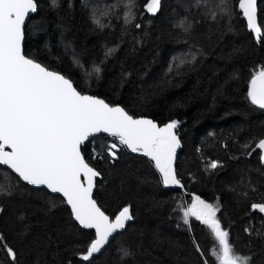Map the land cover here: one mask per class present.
Listing matches in <instances>:
<instances>
[{
  "label": "trees",
  "instance_id": "obj_1",
  "mask_svg": "<svg viewBox=\"0 0 264 264\" xmlns=\"http://www.w3.org/2000/svg\"><path fill=\"white\" fill-rule=\"evenodd\" d=\"M36 1L25 54L134 116L161 126L180 121L175 170L183 187L164 185L145 155L127 149L113 160L102 151L107 135L93 138L104 155L85 156L101 174L95 199L111 217L131 205L133 220L83 261L78 253L95 232L75 221L61 196L0 164V233L17 253L13 261L0 245V264H216L207 226L183 220L193 194L218 202L230 242L250 264H264V213L250 207L264 202V162L260 150L249 155L244 147L264 138V109L248 98L253 75L264 69V32L257 41L238 0H163L145 15L148 0H131L130 23V0ZM259 12L264 21V0ZM212 161L220 166L212 169Z\"/></svg>",
  "mask_w": 264,
  "mask_h": 264
},
{
  "label": "snow or ice",
  "instance_id": "obj_2",
  "mask_svg": "<svg viewBox=\"0 0 264 264\" xmlns=\"http://www.w3.org/2000/svg\"><path fill=\"white\" fill-rule=\"evenodd\" d=\"M160 3L161 0H149L145 8L155 14ZM238 8L246 18L247 28L259 41L264 21L258 22L257 0H238ZM131 9L130 0L125 23L136 19ZM36 10V0H0V164L9 166L28 184L46 186L66 198L79 224L95 231V238L78 253L83 261H89L114 233L126 227L133 215L131 205L112 217L98 206L93 189L100 173L86 162L82 146L94 135L107 133L116 139L102 148L111 159L118 158L121 146L142 152L154 161L164 185L182 188L174 167L176 150L180 147L175 129L180 121L172 120L161 127L151 119L134 118L119 104L112 106L97 96L78 91L71 79L25 55L22 46L25 20ZM212 18H216L215 13ZM93 22L101 29L107 27L99 18ZM179 26L184 27L183 23ZM94 71L99 75V67ZM248 98L264 109V69L253 75ZM244 147L251 148L249 155L260 150L264 162V138L254 147L251 144ZM92 158L103 156L93 150ZM218 166L219 161L210 164L212 169ZM250 207L264 213V202ZM219 211L218 202L214 205L193 194L191 204L183 207V220L188 224L189 217H194L207 226L214 241L210 251L216 264H250L251 257L241 255L230 242L228 230L217 217ZM0 245L15 261L17 253L4 243L2 233ZM196 247L199 250V245Z\"/></svg>",
  "mask_w": 264,
  "mask_h": 264
},
{
  "label": "water",
  "instance_id": "obj_3",
  "mask_svg": "<svg viewBox=\"0 0 264 264\" xmlns=\"http://www.w3.org/2000/svg\"><path fill=\"white\" fill-rule=\"evenodd\" d=\"M162 1L163 0H161V3H162ZM260 1L261 0H257V15H258V22H260V20H259V14H260V12H259V3H260ZM148 2H149V0H148ZM148 2H147V4H148ZM161 3H160V8H161ZM36 4H37V1H36ZM146 4V5H147ZM145 5V6H146ZM160 8H159V10H160ZM158 10V11H159ZM240 10V9H239ZM38 11H39V6H38V4H37V10L34 12V13H30L29 14V16L26 18V20H25V25H24V39H23V41H22V46H23V50H24V54H25V49H24V47H25V41H26V34H25V29H26V26H27V24H28V22H29V20L31 19V17L32 16H35V15H37V13H38ZM157 11V12H158ZM241 11V10H240ZM147 13H150V12H148L147 10H146V8H144V13H143V15H145V14H147ZM150 14H153V13H150ZM242 17H243V15H242ZM243 19L246 21V18L245 17H243ZM247 23V22H246ZM249 31L250 32H252L250 29H249ZM253 33V35H254V37H255V34H254V32H252ZM262 35H263V32H262ZM256 39V38H255ZM26 55V54H25ZM37 62V61H36ZM37 63H39V62H37ZM41 64V63H40ZM42 65V64H41ZM42 66H44V65H42ZM50 70V69H49ZM50 71H53V70H50ZM63 75V74H62ZM73 84H74V86H75V83L73 82ZM76 87V86H75ZM78 90V89H77ZM79 91V90H78ZM84 94H88V93H84ZM88 95H92V94H88ZM93 96H95V95H93ZM98 97V96H97ZM100 98V97H99ZM100 99H103V98H100ZM106 103H108V104H110L109 102H107L105 99H103ZM110 105H112V106H115V105H117V104H115V105H113V104H110ZM121 106V105H120ZM121 107H123V106H121ZM124 108V107H123ZM125 109V108H124ZM125 111H127L126 109H125ZM128 112V111H127ZM129 113V112H128ZM129 115H132V114H130L129 113ZM134 118H141V117H144V118H147V119H151V120H153V121H155L154 119H152V118H150V117H147V116H134V115H132ZM157 124H158V126H161L157 121H155ZM162 127V126H161ZM176 130V129H175ZM100 135H109V134H107V133H100V134H96V135H94L93 137H91L90 138V140L88 141V142H86L85 143V145L84 146H82V148L83 147H85L93 138H95L96 136H100ZM82 148H81V151H82ZM7 150V149H6ZM131 150V149H130ZM180 150V147L176 150V153L178 152ZM132 151V150H131ZM133 152V151H132ZM133 153H137V152H133ZM140 154H143V155H145L144 153H140ZM146 157H148L147 155H145ZM150 160H152L150 157H148ZM85 160H86V162L89 164V162L87 161V159L85 158ZM153 161V160H152ZM154 162V161H153ZM2 165V164H1ZM90 165V164H89ZM2 166H4V167H7V168H9L10 169V167L9 166H7V165H2ZM91 166V165H90ZM92 167V166H91ZM174 167H175V163H174ZM94 168V167H93ZM95 169V168H94ZM11 170V169H10ZM96 171H98L97 169H95ZM13 173H14V171L13 170H11ZM99 172V171H98ZM100 173V172H99ZM14 174H16V173H14ZM17 176H18V174H16ZM19 177V176H18ZM101 177V174H100V176L99 177H97L96 178V180H95V187H94V189H93V199H95V194H96V190H97V183H98V179ZM21 179V178H20ZM82 179H83V177H82ZM22 180V179H21ZM23 181V180H22ZM24 183H26V184H28L27 182H25V181H23ZM28 185H30V184H28ZM31 187H33V188H46L47 189V187L46 186H43V185H41V186H36V185H30ZM49 192H51V190H49V189H47ZM52 194H55V195H59V196H61L64 200H65V202H66V198L65 197H63V195L61 194V193H53V192H51ZM96 200V199H95ZM97 201V200H96ZM67 204V203H66ZM97 204H98V202H97ZM68 205V204H67ZM98 206H99V204H98ZM68 207L70 208V210H71V206L70 205H68ZM103 210V209H102ZM104 211V210H103ZM71 213H72V210H71ZM107 214V213H106ZM72 215H73V213H72ZM108 215V214H107ZM110 216V215H109ZM111 217V216H110ZM73 218L75 219V217H74V215H73ZM133 220V219H132ZM131 220V221H132ZM75 221L79 224V222L75 219ZM130 221H128L127 223H126V226H127V224L129 223ZM80 225V224H79ZM83 229H86V228H84L82 225H80ZM126 228V227H125ZM125 228L124 229H121V230H118L116 233H114L113 234V236H111L110 238H109V241L105 244V246L100 250V252H98V253H96V254H94V256L95 255H98V254H100L106 247H107V245L109 244V242L118 234V233H120V232H122V231H124L125 230ZM86 230H89V231H94V229H86ZM95 232V231H94ZM93 256V257H94ZM92 258V257H91Z\"/></svg>",
  "mask_w": 264,
  "mask_h": 264
},
{
  "label": "built area",
  "instance_id": "obj_4",
  "mask_svg": "<svg viewBox=\"0 0 264 264\" xmlns=\"http://www.w3.org/2000/svg\"><path fill=\"white\" fill-rule=\"evenodd\" d=\"M116 142V139L114 137H111L110 135H107V141L106 144H110V143H114ZM96 140L92 139L85 147L82 148V153L84 155V157L86 155H91L93 157V150H95L96 152L100 153L102 156H104L96 147ZM128 148L121 146L120 150L117 153V157H119V154L124 151L127 150ZM117 159V158H116Z\"/></svg>",
  "mask_w": 264,
  "mask_h": 264
},
{
  "label": "rangeland",
  "instance_id": "obj_5",
  "mask_svg": "<svg viewBox=\"0 0 264 264\" xmlns=\"http://www.w3.org/2000/svg\"><path fill=\"white\" fill-rule=\"evenodd\" d=\"M174 163H175V161H174Z\"/></svg>",
  "mask_w": 264,
  "mask_h": 264
}]
</instances>
